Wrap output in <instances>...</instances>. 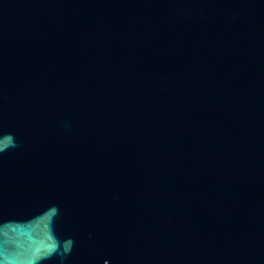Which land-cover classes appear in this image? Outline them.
Wrapping results in <instances>:
<instances>
[{"label": "water", "instance_id": "water-1", "mask_svg": "<svg viewBox=\"0 0 264 264\" xmlns=\"http://www.w3.org/2000/svg\"><path fill=\"white\" fill-rule=\"evenodd\" d=\"M0 264H264V0H0Z\"/></svg>", "mask_w": 264, "mask_h": 264}]
</instances>
